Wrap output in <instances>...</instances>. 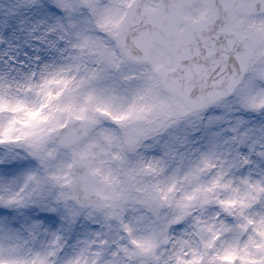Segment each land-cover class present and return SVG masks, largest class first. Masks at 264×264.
<instances>
[{
  "label": "rangeland",
  "instance_id": "obj_1",
  "mask_svg": "<svg viewBox=\"0 0 264 264\" xmlns=\"http://www.w3.org/2000/svg\"><path fill=\"white\" fill-rule=\"evenodd\" d=\"M30 1L0 0V39L13 49L24 44L30 49L21 57L23 66H0V146L35 161L26 187L8 172L0 175V259L67 264L64 257L72 252L71 264H174L179 244L170 235L172 243L155 256L132 241L158 232L187 197L203 199L207 192L215 201L223 193L239 209L260 188L233 166L227 137L213 142L199 134L186 139L185 133L210 124L223 127L227 121L234 127L264 120L259 107L264 98V14L235 16L234 23L244 32L253 27L262 41L232 91L188 111L163 90L156 75L159 67L172 66L162 46L154 44L146 62L125 58L118 48L115 32L133 0H32L31 9ZM36 2L61 9L52 22L64 48L55 54L38 52L46 37L36 35L38 27L28 37L27 20L13 35L1 25L4 16L26 18ZM147 6L156 10L158 2L149 0ZM40 9L38 14L48 18ZM209 9V0H191L183 12L191 20L205 17ZM74 118H89L93 126L71 146L51 142L50 131ZM76 159L87 162L88 182L104 196L107 208L78 207L72 201L68 185ZM162 190L168 195L163 206L156 199ZM245 242L234 233L216 248L243 247Z\"/></svg>",
  "mask_w": 264,
  "mask_h": 264
},
{
  "label": "water",
  "instance_id": "obj_2",
  "mask_svg": "<svg viewBox=\"0 0 264 264\" xmlns=\"http://www.w3.org/2000/svg\"><path fill=\"white\" fill-rule=\"evenodd\" d=\"M85 2L86 0H80ZM148 0H134L116 32V39L127 58L145 62L153 44L161 45L175 59L173 69L159 67L157 76L163 89L177 96L189 111L199 109L229 93L244 72L245 64L262 41L254 28L248 33L233 31L230 16L246 12L264 13V0H211L215 14L209 21L184 24L182 9L190 0H158L159 9L145 5ZM93 126L91 119H73L50 133L52 142L70 146L78 142ZM77 206L106 208V200L88 182L87 163L72 162V179L68 186Z\"/></svg>",
  "mask_w": 264,
  "mask_h": 264
},
{
  "label": "snow or ice",
  "instance_id": "obj_3",
  "mask_svg": "<svg viewBox=\"0 0 264 264\" xmlns=\"http://www.w3.org/2000/svg\"><path fill=\"white\" fill-rule=\"evenodd\" d=\"M42 7L53 15L61 13L60 7L53 3L45 2ZM29 51L27 44L16 45L13 49L0 39V65L5 62H20L23 66L20 58L28 56ZM36 59L39 60L40 57L37 56ZM259 107L264 111V98H261ZM231 124V121H227L223 127L210 124L203 130L186 132L185 138L199 134L201 139L207 137L218 142L227 137L232 146L229 155L232 157L233 166L246 176L249 183L258 182L259 190L246 204H241L239 209L234 200H225L223 193L215 201L209 199L206 192L203 199L200 196H191L178 202L171 218L165 217V223L158 232L154 230L142 241H132L133 245L144 249V254L155 256L161 247L166 249L172 243L168 233H176L179 236V250L174 264H264V120L259 123L242 121L234 127ZM156 199L163 206L168 202V195L162 190ZM10 202L12 201H8ZM189 228L193 229L191 233L188 232ZM234 233H238L246 241L243 247L234 244L220 250L216 248L218 242ZM201 245L204 251L201 250ZM116 254L119 255L118 252ZM72 255V252H68L64 257L67 264H71ZM0 264L8 262L0 259ZM33 264H45V261L40 258L33 261Z\"/></svg>",
  "mask_w": 264,
  "mask_h": 264
},
{
  "label": "bare ground",
  "instance_id": "obj_4",
  "mask_svg": "<svg viewBox=\"0 0 264 264\" xmlns=\"http://www.w3.org/2000/svg\"><path fill=\"white\" fill-rule=\"evenodd\" d=\"M29 4L34 5V2L31 0L28 3V7H30ZM39 4H40V2H38V3L36 2L35 6H34L35 9L33 11L32 10L30 11L28 9V16H26V18L20 16L21 14H19L17 17H14V18L9 17V16L1 17V25H6L8 35H13L12 34V31H14L13 29L15 27H17L19 25V23H21V21L27 20L28 21V37L30 34L33 33L32 28L34 30H36L37 27L39 28V32L36 35H40V33H41V36L46 37L45 40L47 41L46 42L47 44H45V46L41 47L38 50V52L40 54H43V55L44 54H50V53L55 54V51L64 48V46L62 45L61 36L57 33H53L54 31L57 30L58 25H53L52 18L56 19L57 15H53L52 13L46 11L45 9H43L42 5L38 6ZM30 9H31V7H30ZM38 9H40L39 12L45 11L46 13H48L49 17L48 18L41 17L38 14ZM10 20L13 22H9ZM57 20H58V18H57ZM9 24H10V28H9ZM0 27L3 28L4 26H0ZM42 29H43V32H42ZM50 33H51V35H50ZM52 37H54V38H52ZM8 41H9V38L7 39V43H8ZM18 41L21 44L20 40H17L16 42H18ZM5 43H6V41H5ZM42 45H44V43H42ZM0 66L5 67V68L15 67V66H12L11 64H8L7 62H5L4 65H0ZM2 67H0V69ZM0 74H2V71H0ZM0 77H4V76H0ZM115 135L118 136L117 133ZM34 165H35V161L33 159H31L28 155L22 153L21 151L14 152V148H12V147L8 148L7 146H4V145L0 146V175L8 172V173L12 174L13 178L16 179L17 181L20 182V180H21L22 181L21 185L26 187L27 183H28V170L31 167H33ZM192 169H193V167L191 165H189L186 170L188 172H190ZM168 235H170L171 238H173V242H175L176 244H179L178 243V240H179L178 234L168 233Z\"/></svg>",
  "mask_w": 264,
  "mask_h": 264
},
{
  "label": "flooded vegetation",
  "instance_id": "obj_5",
  "mask_svg": "<svg viewBox=\"0 0 264 264\" xmlns=\"http://www.w3.org/2000/svg\"><path fill=\"white\" fill-rule=\"evenodd\" d=\"M209 15H207L206 17H208ZM198 19H200V18H198ZM171 59H172V67L174 66V61H175V59H174V57L173 56H171Z\"/></svg>",
  "mask_w": 264,
  "mask_h": 264
}]
</instances>
